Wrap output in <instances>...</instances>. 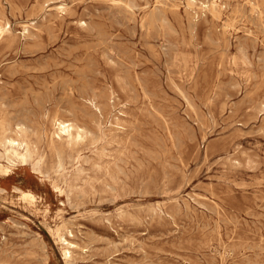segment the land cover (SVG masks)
I'll return each mask as SVG.
<instances>
[{
    "label": "rangeland",
    "instance_id": "obj_1",
    "mask_svg": "<svg viewBox=\"0 0 264 264\" xmlns=\"http://www.w3.org/2000/svg\"><path fill=\"white\" fill-rule=\"evenodd\" d=\"M6 23L0 141L31 159L0 144V264H264V0H0ZM55 117L93 138L52 151Z\"/></svg>",
    "mask_w": 264,
    "mask_h": 264
},
{
    "label": "bare ground",
    "instance_id": "obj_2",
    "mask_svg": "<svg viewBox=\"0 0 264 264\" xmlns=\"http://www.w3.org/2000/svg\"><path fill=\"white\" fill-rule=\"evenodd\" d=\"M205 7L211 16L216 17L218 15V11L214 3H211ZM62 8L63 7L60 6L56 9L58 11H63L64 9L62 10ZM8 32L9 29L7 27V23L3 26H0V38ZM52 127L53 131L47 137V145L52 151L55 152H60L65 149L72 150L74 146L83 144L86 139L91 140L94 136L92 132H85L72 122L63 121L56 117L53 119ZM17 133L24 134L25 130L20 126H16V135ZM0 144L4 147L7 160L13 165L17 163L25 165L27 161L31 159L29 145L21 140L20 135H17V137H6L0 141ZM67 244L72 245V243ZM66 255H69L67 251L64 252V256Z\"/></svg>",
    "mask_w": 264,
    "mask_h": 264
}]
</instances>
